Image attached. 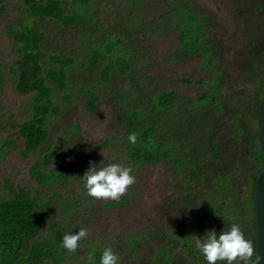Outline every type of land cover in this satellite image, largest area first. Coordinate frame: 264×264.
Instances as JSON below:
<instances>
[{"label": "trees", "instance_id": "16d2710c", "mask_svg": "<svg viewBox=\"0 0 264 264\" xmlns=\"http://www.w3.org/2000/svg\"><path fill=\"white\" fill-rule=\"evenodd\" d=\"M230 2L0 0V130L17 128L0 134V264H90L105 247L119 264H206L188 241L232 223L256 244L264 0ZM7 67L22 113H2ZM91 159L135 183L88 197Z\"/></svg>", "mask_w": 264, "mask_h": 264}, {"label": "clouds", "instance_id": "9594fccd", "mask_svg": "<svg viewBox=\"0 0 264 264\" xmlns=\"http://www.w3.org/2000/svg\"><path fill=\"white\" fill-rule=\"evenodd\" d=\"M128 141L135 144L137 134L130 133ZM81 179L88 197L115 201L135 183L136 177L132 174V168L124 163L103 161L96 164L89 161V167ZM88 235L85 227L78 231L65 230L60 246L68 253H75ZM188 244L193 252L203 257L206 264H260L257 244L246 238L237 223L225 225L220 231L206 230L203 236L194 235ZM89 259L90 264H119L120 257L112 247H105L99 254L98 262L95 254Z\"/></svg>", "mask_w": 264, "mask_h": 264}, {"label": "rangeland", "instance_id": "374dc122", "mask_svg": "<svg viewBox=\"0 0 264 264\" xmlns=\"http://www.w3.org/2000/svg\"><path fill=\"white\" fill-rule=\"evenodd\" d=\"M124 1V0H123ZM154 1L155 0H149V6H154ZM196 2L202 3L204 0H194ZM210 3L211 0H206ZM223 5H230V1L231 0H219ZM15 17V16H14ZM11 18V17H10ZM6 25L3 24L0 27V60L3 62H11V59H5V57L8 56V54L10 53V49L13 46L12 41L9 40V36H7L5 34V28ZM54 28V27H53ZM10 74V71L7 68L4 69V81H5V85H4V93L2 95V103H4L6 105V108L2 111V113L6 114L7 113V109H16V111H18L17 113H22L24 111L25 106L29 103L28 102V96L26 94H20L16 92V88L14 85L15 80L12 79ZM17 95V96H16ZM4 120V119H3ZM16 120H13L12 122H15ZM13 130H17V128H13ZM12 129L10 128H6V129H1L0 130V134L2 137H9V135H12ZM19 143H22L20 140L18 141ZM92 161V159H91ZM89 162V161H87ZM22 162L19 161L18 163L14 164L13 167H11L12 170H18L19 169V164H21ZM29 164L26 162L24 164V166H28ZM25 168V167H24ZM19 171L20 175L19 177H24L27 178L28 176V171H23V169ZM28 179V178H27ZM29 181V180H27ZM30 182H32V180L30 179ZM3 189L0 188V191H2ZM245 199V195L241 194V200ZM153 212V211H152ZM154 213V212H153ZM197 225V224H196ZM154 228V227H153ZM178 247H176L177 249ZM180 248L177 249V251H179ZM83 255L89 257L90 254L88 252L84 253ZM189 256H187L186 260L184 259V264H192L190 261H187ZM80 256L77 258L79 259ZM195 264H200V263H195Z\"/></svg>", "mask_w": 264, "mask_h": 264}, {"label": "water", "instance_id": "95a60500", "mask_svg": "<svg viewBox=\"0 0 264 264\" xmlns=\"http://www.w3.org/2000/svg\"><path fill=\"white\" fill-rule=\"evenodd\" d=\"M257 123L260 133V149L264 155V94L257 110ZM255 209H256V244L260 264H264V164L258 177L255 189Z\"/></svg>", "mask_w": 264, "mask_h": 264}]
</instances>
